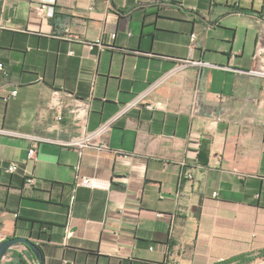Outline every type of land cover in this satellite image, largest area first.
<instances>
[{
	"label": "crops",
	"instance_id": "0c3cea01",
	"mask_svg": "<svg viewBox=\"0 0 264 264\" xmlns=\"http://www.w3.org/2000/svg\"><path fill=\"white\" fill-rule=\"evenodd\" d=\"M53 8L0 0V242L38 221L51 225L43 264L264 250V0ZM103 126V151L73 146ZM12 251L26 250L2 264Z\"/></svg>",
	"mask_w": 264,
	"mask_h": 264
},
{
	"label": "trees",
	"instance_id": "16d2710c",
	"mask_svg": "<svg viewBox=\"0 0 264 264\" xmlns=\"http://www.w3.org/2000/svg\"><path fill=\"white\" fill-rule=\"evenodd\" d=\"M233 11L236 13L242 12L238 9H234ZM24 184H26V178L24 180ZM27 223L29 229L27 238L32 243L36 244L39 249H41L44 242H49L47 231L50 229L51 225L38 221H27ZM19 226L20 225L18 224V220H16L15 228L18 229ZM10 254V261L4 264H28V262L35 260L32 253L28 250H26L25 252L12 251ZM256 258L264 259V250L259 251L255 255H242L216 264H251Z\"/></svg>",
	"mask_w": 264,
	"mask_h": 264
},
{
	"label": "built area",
	"instance_id": "2783aa9c",
	"mask_svg": "<svg viewBox=\"0 0 264 264\" xmlns=\"http://www.w3.org/2000/svg\"><path fill=\"white\" fill-rule=\"evenodd\" d=\"M32 2L38 3L40 4L42 9H45V15L48 18H51L53 16L54 13V8L53 5L55 3V0H32ZM114 37V36H113ZM191 38H195L194 35L191 36ZM101 44L100 41L97 42V45ZM3 70V64L0 62V71ZM16 91H12L11 92V96L14 97L16 96ZM58 120H61V118H58ZM106 127H102L99 131H97L94 134L91 135H86L83 138L77 139L73 142V146L76 147L77 149L83 150V149H94L98 152L103 151L106 147L103 144H94L92 142V138L97 136V134H100L103 132V130ZM33 142H36V140H32ZM36 155V149L35 147H31L28 149L27 152V160L31 161L35 158ZM18 169V166L16 164H11L7 167V172L9 173H14L16 172ZM80 184L82 186H94L93 182L90 179H82ZM26 185L28 186H34L35 185V179L31 178V177H26Z\"/></svg>",
	"mask_w": 264,
	"mask_h": 264
},
{
	"label": "water",
	"instance_id": "95a60500",
	"mask_svg": "<svg viewBox=\"0 0 264 264\" xmlns=\"http://www.w3.org/2000/svg\"><path fill=\"white\" fill-rule=\"evenodd\" d=\"M17 246H23L26 250L30 251L34 256L36 264H43V254L41 249L28 238L15 237L6 241L0 242V264L6 258L10 250L15 249Z\"/></svg>",
	"mask_w": 264,
	"mask_h": 264
}]
</instances>
